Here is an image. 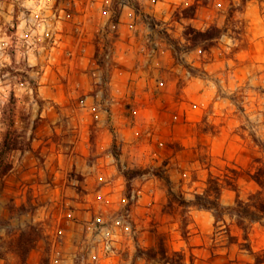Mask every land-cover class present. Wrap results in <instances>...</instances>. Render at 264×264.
<instances>
[{
  "label": "clouds",
  "instance_id": "9594fccd",
  "mask_svg": "<svg viewBox=\"0 0 264 264\" xmlns=\"http://www.w3.org/2000/svg\"><path fill=\"white\" fill-rule=\"evenodd\" d=\"M0 264H264V0H0Z\"/></svg>",
  "mask_w": 264,
  "mask_h": 264
}]
</instances>
